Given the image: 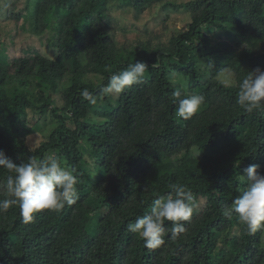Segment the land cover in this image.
Wrapping results in <instances>:
<instances>
[{
    "label": "trees",
    "instance_id": "obj_1",
    "mask_svg": "<svg viewBox=\"0 0 264 264\" xmlns=\"http://www.w3.org/2000/svg\"><path fill=\"white\" fill-rule=\"evenodd\" d=\"M16 4L0 0V32L13 21L50 52L0 56V151L16 164L55 155L75 169L79 198L28 223L18 205L0 212V264H264V230L250 234L235 213L224 214L247 186L244 169L259 164L264 174V111L246 113L236 102L248 71L264 70V0ZM113 7L136 19L161 13L159 28L119 42ZM177 11L185 27L169 26ZM135 62L148 65L142 83L101 91ZM225 79L235 83L225 87ZM176 90L204 97L190 119L177 115ZM8 175L0 168V200ZM170 184L190 190L192 216L175 237L166 221L165 243L147 249L127 225Z\"/></svg>",
    "mask_w": 264,
    "mask_h": 264
},
{
    "label": "clouds",
    "instance_id": "obj_2",
    "mask_svg": "<svg viewBox=\"0 0 264 264\" xmlns=\"http://www.w3.org/2000/svg\"><path fill=\"white\" fill-rule=\"evenodd\" d=\"M147 71L148 65L144 62L130 64L125 70L112 74L108 85L101 91L105 95L120 94L142 83ZM221 83L225 87H232L235 81L225 79ZM238 87L236 102L246 113L264 111V70L257 67L248 71ZM81 95L90 103H96L87 89ZM172 96L174 103L178 104L177 115L185 120L198 112L204 102L202 95H183L180 90L174 91ZM260 167L259 164H250L244 169L246 175L241 178L246 179L247 186L239 191L233 206L224 213L226 216L235 213L250 234L264 230V174L259 171ZM0 168L9 173L4 185L8 198L0 200V212L18 205L24 223L33 221L35 214L43 210L59 211L79 198L75 169L65 167L55 155L47 159H37L31 155L26 162L16 164L0 151ZM169 188L171 192L166 198L160 196L154 199L150 212L127 225L129 232L143 239L147 249H156L165 243L168 234L166 221L172 223L171 235L175 237L185 231L182 222L189 221L192 216L196 201L187 186L170 184Z\"/></svg>",
    "mask_w": 264,
    "mask_h": 264
},
{
    "label": "rangeland",
    "instance_id": "obj_3",
    "mask_svg": "<svg viewBox=\"0 0 264 264\" xmlns=\"http://www.w3.org/2000/svg\"><path fill=\"white\" fill-rule=\"evenodd\" d=\"M8 1V0H3ZM186 1V0H182ZM19 6L24 5V0H17ZM18 7V11L22 10ZM161 13H156L153 10H147L138 19L134 18L131 12H126L119 7H113L112 15L117 23V39L119 42H123L126 38L133 39L138 35H141L145 27H153L155 30L159 28V25L155 23V19L160 16ZM15 23V22H14ZM11 22L2 23L4 30L0 32L2 40H6L5 45L0 46V56L4 60L9 58H18L22 56H32L38 53H49L45 41L41 40L36 35H31V31L18 32L16 25ZM187 19L184 17L183 12H171L168 18L169 26H176L177 28L185 27ZM31 49V50H29ZM31 139L34 142L38 141V136L33 135ZM32 140L30 143L32 144Z\"/></svg>",
    "mask_w": 264,
    "mask_h": 264
}]
</instances>
